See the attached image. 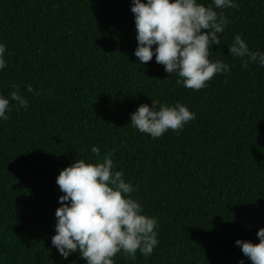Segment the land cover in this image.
Returning <instances> with one entry per match:
<instances>
[{"label":"trees","instance_id":"1","mask_svg":"<svg viewBox=\"0 0 264 264\" xmlns=\"http://www.w3.org/2000/svg\"><path fill=\"white\" fill-rule=\"evenodd\" d=\"M236 3L210 56L230 72L194 91L155 56L138 61L132 0H0V94L14 83L29 105L0 121V264H86L51 244L56 177L105 156L158 222L151 256L118 253L114 264H251L235 241L257 244L264 228V67L245 70L228 46L239 34L264 52V0ZM152 101L180 102L196 118L152 139L130 124Z\"/></svg>","mask_w":264,"mask_h":264},{"label":"clouds","instance_id":"2","mask_svg":"<svg viewBox=\"0 0 264 264\" xmlns=\"http://www.w3.org/2000/svg\"><path fill=\"white\" fill-rule=\"evenodd\" d=\"M237 8L236 0H212L207 6L198 0H132L137 41L134 55L142 63L155 56L169 76H178L177 84L198 91L214 76L230 72L227 63L213 61L210 56L212 46L221 44L219 34L229 23L224 10ZM228 50L245 70L252 64L264 67V52L251 50L239 34ZM5 53L6 45L0 43V70L6 67ZM11 87L14 90L8 96L0 94V121L9 119L7 113L13 107L19 111L29 106L18 86L13 83ZM26 91L35 90L28 85ZM195 118L180 102L165 105L152 101V107L141 104L130 114V124L157 139L169 130L179 133ZM91 153L100 157L99 147L93 146ZM124 175L107 156L96 163L75 160L59 171L56 184L63 195L58 197L51 244L63 259L79 253L86 264H114L118 253L131 259L137 252L145 258L153 254L159 245L157 219L143 214L141 203L132 198L136 189ZM256 235L257 244L239 239L235 244L251 264H264V228Z\"/></svg>","mask_w":264,"mask_h":264}]
</instances>
